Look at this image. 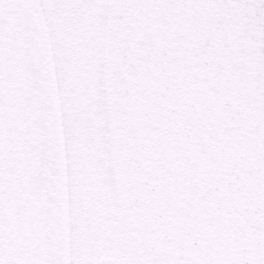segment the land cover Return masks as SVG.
Returning a JSON list of instances; mask_svg holds the SVG:
<instances>
[{"label":"snow or ice","instance_id":"1","mask_svg":"<svg viewBox=\"0 0 264 264\" xmlns=\"http://www.w3.org/2000/svg\"><path fill=\"white\" fill-rule=\"evenodd\" d=\"M0 264H264V0H0Z\"/></svg>","mask_w":264,"mask_h":264}]
</instances>
